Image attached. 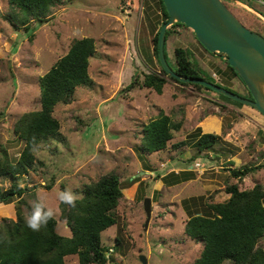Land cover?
Here are the masks:
<instances>
[{
	"label": "rangeland",
	"instance_id": "rangeland-1",
	"mask_svg": "<svg viewBox=\"0 0 264 264\" xmlns=\"http://www.w3.org/2000/svg\"><path fill=\"white\" fill-rule=\"evenodd\" d=\"M223 1L247 28L264 36L260 16L264 17V0ZM17 12L8 0H0V156L5 150L13 162L24 148L15 135L17 121L41 108L40 78L68 53L74 39L93 38L96 43L90 61L95 84L77 88L75 101L58 105L54 112L66 141L41 143L35 170L17 183L30 188L37 198L44 197L54 210L57 232L71 237L61 220L58 193L70 189L80 197L77 190L84 185L116 173L124 187L116 210L117 224L102 233L109 264H142V257L148 264H193L203 244L185 234L190 212L183 202L194 200L191 211L203 212L205 203L230 198L226 193L229 185L238 184L241 190L258 184L264 187V116L215 92L171 80L161 95L147 88L123 91L134 78L144 80L145 74L160 70L152 43L159 26L157 15L147 18L145 0H62L47 23H30L28 30L15 28L6 20L8 14ZM174 32L166 42L170 67H176L175 48L188 49L218 84L247 95L239 79L229 78L226 60L211 56L191 29L180 26ZM160 111L182 127L174 131L165 151L148 155L143 150V129ZM198 128L221 138L212 151L199 153L195 141L188 138ZM187 140V145L175 148ZM197 162L204 165L200 171L195 168ZM256 165L263 168L243 181L231 176L233 169ZM182 171L192 172L195 178L175 186L164 184L163 177ZM11 183V179H2V189H9ZM25 197L30 206L37 201L30 193ZM146 198L152 199L147 227ZM18 206L17 199L0 204V221L16 218ZM27 210L23 208L24 213ZM259 245L264 249V238ZM66 264H79L78 256L67 257Z\"/></svg>",
	"mask_w": 264,
	"mask_h": 264
},
{
	"label": "trees",
	"instance_id": "trees-1",
	"mask_svg": "<svg viewBox=\"0 0 264 264\" xmlns=\"http://www.w3.org/2000/svg\"><path fill=\"white\" fill-rule=\"evenodd\" d=\"M8 2L18 12L8 14L6 20L15 28L23 27L28 30L30 23H47L53 8L60 5L62 0H8ZM145 3L147 18L157 15L159 26L152 43L153 54L160 70L145 74L144 80L134 78L123 91L147 88L161 95L165 85L171 80L182 86H193L214 92L202 85L182 83L168 76L159 59L158 40L160 30L169 20V16L162 0H153L155 4L145 0ZM247 3L252 8L249 2ZM180 26L186 28L183 24H175L168 29L166 42L170 35L175 33L174 29ZM95 54L96 43L93 38L72 41L68 53L39 80L40 110L25 113L15 125V135L24 143L19 159L16 162L11 161L5 150L0 156V204H12L15 199L19 203L16 218L4 217L0 221V264H66V258L75 255L78 256L79 264H109L107 257L109 249L103 245L102 233L117 224L116 210L123 198L124 189L118 174L103 175L98 181L77 190L80 197L77 198L74 208L60 203L61 220L70 229L71 237L57 232L58 221L55 217L38 232L29 229L25 219L31 214L32 206L25 196L30 193L34 199L37 197L34 192H30V188L21 187L17 183L20 177L27 176L35 170L36 153L41 143L50 140L61 143L66 141V137L60 132L61 124L54 116V112L58 105H70L75 101L77 88L92 87L95 84L90 75V61ZM174 54L176 67L171 68L178 75L221 86L200 66L191 51L180 47L175 48ZM227 70L230 79L235 77L242 82L228 63ZM222 87L238 94L228 87ZM219 96L229 102L232 100L221 94ZM242 97L251 99L250 92L247 90V95ZM232 101L237 106H243ZM181 127V122H174L170 115L160 111L156 119L144 126L143 136L146 141L144 152L151 155L165 151L174 139V131H179ZM188 138L195 141L199 153L212 151L221 141L215 134H203L200 128ZM188 141L176 144L175 148L187 145ZM262 168V165L244 166L233 169L231 176L243 181ZM194 178L192 172H172L163 177V182L167 186H175ZM2 179L13 181L9 189H2ZM129 183L133 184L131 181ZM47 189H50V186H47ZM226 193L230 195L227 201L205 203L203 212L196 209L191 211L190 202L194 200L183 202L185 209L190 212V217L185 223V234L203 244L201 255L193 264H225L226 261L233 264H264V249L259 245L264 238V187L258 184L253 189L241 190L238 184H232L226 188ZM25 207L28 209L27 213L23 212ZM116 242L120 243L118 237Z\"/></svg>",
	"mask_w": 264,
	"mask_h": 264
},
{
	"label": "water",
	"instance_id": "water-1",
	"mask_svg": "<svg viewBox=\"0 0 264 264\" xmlns=\"http://www.w3.org/2000/svg\"><path fill=\"white\" fill-rule=\"evenodd\" d=\"M169 20L159 33V59L168 76L182 82L202 85L240 104L249 106L264 116V36L247 28L223 0H162ZM259 13V12H257ZM260 14V13H259ZM264 19V17L260 14ZM175 24L191 29L199 43L211 54L221 56L242 80L250 98H244L226 88L198 79L178 75L166 58V34ZM146 227L152 217V199L144 200ZM142 264H148L145 257Z\"/></svg>",
	"mask_w": 264,
	"mask_h": 264
},
{
	"label": "clouds",
	"instance_id": "clouds-1",
	"mask_svg": "<svg viewBox=\"0 0 264 264\" xmlns=\"http://www.w3.org/2000/svg\"><path fill=\"white\" fill-rule=\"evenodd\" d=\"M77 196L70 189L58 193L60 202L71 207L76 206ZM54 217V210L48 207L44 197L38 196L37 201L32 205V212L25 219L26 226L34 232L40 231L45 227L50 219Z\"/></svg>",
	"mask_w": 264,
	"mask_h": 264
},
{
	"label": "built area",
	"instance_id": "built-area-1",
	"mask_svg": "<svg viewBox=\"0 0 264 264\" xmlns=\"http://www.w3.org/2000/svg\"><path fill=\"white\" fill-rule=\"evenodd\" d=\"M203 167H204V165H202V164L199 163V162H197V163L195 164V168H196V170H198V171L202 170Z\"/></svg>",
	"mask_w": 264,
	"mask_h": 264
},
{
	"label": "crops",
	"instance_id": "crops-1",
	"mask_svg": "<svg viewBox=\"0 0 264 264\" xmlns=\"http://www.w3.org/2000/svg\"><path fill=\"white\" fill-rule=\"evenodd\" d=\"M156 187L159 188L160 186H157V185H156Z\"/></svg>",
	"mask_w": 264,
	"mask_h": 264
}]
</instances>
